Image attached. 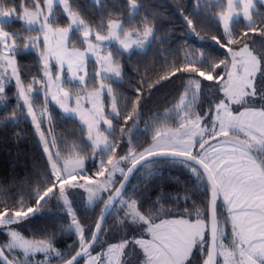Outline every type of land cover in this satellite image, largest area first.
<instances>
[{
    "label": "snow or ice",
    "instance_id": "6c2138e0",
    "mask_svg": "<svg viewBox=\"0 0 264 264\" xmlns=\"http://www.w3.org/2000/svg\"><path fill=\"white\" fill-rule=\"evenodd\" d=\"M154 7L149 0H0V101L13 87L16 99L0 125L30 121L43 153L33 161L40 173L35 188L19 199L0 198V264H57L53 257L59 264H264V42L259 52L249 43L252 36L264 37V0H195L193 11H181L188 33L203 39L201 31H210L227 54L222 58L203 47L172 52ZM141 11L136 27L126 29L125 19L134 20ZM125 13L124 19H113ZM16 24L18 29L9 30ZM153 45L160 50L152 68L132 76L124 58L146 54ZM28 56L32 66L21 63ZM125 79L133 90L127 94L118 87ZM169 85L178 99L163 115L145 120L150 140L138 143L132 132L151 111L146 95L154 97ZM209 94L210 103L203 99ZM57 117L71 120L77 135H57ZM21 140L17 133V147ZM168 167L190 174L183 183L168 177L182 183V193L166 192L163 181L150 184ZM137 172L145 182L129 191ZM16 184L15 175L0 181V194ZM23 184L30 188L32 181ZM78 197L88 208L104 201L94 227L82 217ZM53 201L68 223L45 226L37 235L31 226L45 219L40 213ZM112 210L116 231L125 232L118 243L103 239ZM65 232L76 237L68 245L75 252L70 259L56 246Z\"/></svg>",
    "mask_w": 264,
    "mask_h": 264
},
{
    "label": "trees",
    "instance_id": "16d2710c",
    "mask_svg": "<svg viewBox=\"0 0 264 264\" xmlns=\"http://www.w3.org/2000/svg\"><path fill=\"white\" fill-rule=\"evenodd\" d=\"M80 3H84V0H79ZM122 2L126 3V0H122ZM150 4L155 7L151 10L157 14V23L160 26L161 33H167L170 39L167 40L166 46L171 47V51L177 54H182L185 47L193 48V47H203V50L213 58L217 57L218 54L227 55L223 49H219L218 45H215V42L211 39L210 31H201V39L198 36L188 33V29L186 26V22L183 20L181 16L182 10H187L189 12L193 11L194 8V0H149ZM10 3V0H9ZM143 11L140 12L138 16L135 17L134 20L128 21L125 19V27L126 29H134L136 24L139 23L140 19L143 17ZM127 17V13L124 14V17L119 15L113 17V19H124ZM20 27L19 24L13 26L12 29L15 30ZM264 42V37L261 36H252V39L249 40L250 44H253L256 48L257 52L260 51L261 43ZM160 49L156 45H153L148 49L146 54L137 53L132 55L131 59L127 57L124 58L123 63L126 67V70L134 77H138L140 75L145 74V68L147 67L149 70L152 68L153 57L154 54L158 53ZM34 55V53L32 54ZM170 62V61H169ZM21 63L32 66V56H28L23 59ZM93 63V62H90ZM163 63L162 59L160 62L156 63L155 67L157 71L161 70L160 65ZM139 67V73L136 72V68ZM91 68V66H90ZM31 77L29 76V79ZM136 81L133 80L132 83ZM207 85V83L204 82ZM180 86V81L177 80L175 87ZM119 90L123 94H127L128 92L133 91L129 88V81L125 79V81L118 85ZM15 91L12 90L9 93L8 99L6 101H1L0 103V116L10 115L12 112L13 106L16 104L15 96L13 95ZM147 99H151L152 103L148 106L151 111L146 110L144 117L140 120L138 128L134 129L132 132V137L135 141L140 144H143L144 138L148 137L150 140V133L145 132V120L149 117L150 113L158 112L160 115L165 113V110L178 99V93L173 91V86L169 85L166 88H162L159 92L156 93L154 97H147ZM39 104H43V97L40 96L37 98ZM204 101L208 103L212 100V95H206ZM52 109L54 113H59L60 109L52 104ZM208 104H203V110L207 111ZM131 121H129L128 127H131ZM124 124L123 119L118 121V126L116 128V136L117 139H120V126ZM57 135L68 137H73L77 135V133L73 129V122L71 120H60L57 117V127H56ZM19 133L22 137V140L17 147L16 145V134ZM124 145L121 148L126 151V144L128 141V136H123ZM72 141L69 139L68 146L71 147ZM121 155H123V151L118 149ZM18 153L22 155L18 156ZM42 148L39 147L38 139L35 135V132L32 128L30 121L21 122L18 127H13L11 125L5 127L0 125V181L2 182H10L11 177L13 175L17 178L16 187H14L8 193L0 194V198H7L8 196H15L19 199L21 196H24L27 191H31L35 188V180L40 176V173L33 168V161L39 160V157L42 155ZM88 155L93 156L91 149H88ZM99 156L95 157V163H99ZM14 161H18V163L14 164ZM129 166V165H128ZM87 167L89 169L93 168V160L91 162L88 161ZM15 168V172L13 169ZM163 177H153L150 179V184H159L163 181L166 192H181L183 191L182 183L188 182L190 180V174L187 170H182L179 167H168L163 170ZM169 176H178L182 183L169 182ZM28 178L32 181L31 187L24 186L23 182ZM117 179H122V176H118ZM145 182V177L143 172H137L133 175L128 185V190L131 191L133 185L141 184ZM118 186V184L116 185ZM158 191V189H157ZM157 192L154 191L152 193V197L155 198ZM105 199L107 194H103ZM25 199L27 197L25 196ZM34 203V201H32ZM103 200H100L95 206L88 208L83 207L79 203L77 204L82 217L86 220V222L92 227L95 226L98 216L101 213V209L103 207ZM181 204H183V200H181ZM55 201L52 202V205H46L44 209L41 211L40 216L45 219L37 220L31 227L33 229H37V235H39V230L48 226L49 230L52 229L53 226L58 227L61 223L67 224V219H61L62 214L58 212L57 208L54 206ZM51 207V211L49 208ZM166 207H174L172 204L166 205ZM123 215V213H120ZM51 217H55V220H52ZM116 222V213L114 210L111 211V214L106 218L105 223V231L103 239H106L111 243H118L122 236L125 235L124 230L119 232L115 229ZM14 227H22V226H14ZM26 234L28 236L32 235V231L25 229ZM76 239L74 235L71 233L65 232L63 235L59 236L56 241V246L61 249L65 253L67 258H71V255H74L75 252H70L68 249V245L72 244V242ZM106 245V244H105ZM97 250H99V246H97ZM199 255V254H198ZM55 261V259H53ZM83 261V260H82ZM80 261V264L81 262ZM59 264V261L57 262Z\"/></svg>",
    "mask_w": 264,
    "mask_h": 264
},
{
    "label": "rangeland",
    "instance_id": "374dc122",
    "mask_svg": "<svg viewBox=\"0 0 264 264\" xmlns=\"http://www.w3.org/2000/svg\"><path fill=\"white\" fill-rule=\"evenodd\" d=\"M192 8H195V0H194V6H193ZM90 62H93V63H89V70H94V67H95V61H94V58H93ZM90 66H91V68H90ZM152 66H153V64H152ZM204 82L207 83V84H210V83H211V82H208V81H204ZM12 90L15 91V88L13 87ZM14 93H15V92H14ZM0 103H1V101H0ZM53 105H55V104L53 103ZM55 106H56V105H55ZM56 107H57V106H56ZM234 107H235V106H234ZM151 115H152V112L150 113L149 116H151ZM30 123H31V122H30ZM45 127H47V124H45ZM32 128H33V127H32ZM33 130H34V129H33ZM37 139H38V137H37ZM89 157H90L89 162H91V161H92L91 156H89ZM105 159H106V157H105ZM118 176H120V173H119V172H117V173L115 174V178L117 179ZM78 191H79V190H78ZM82 195H86V194H83V193H82ZM77 201H78V203H79V197L77 198ZM105 247H106V245H105ZM38 258H39V259H42V258H43L42 254H38ZM53 259H55V261L58 262V258L53 257ZM81 264H84V262L82 261Z\"/></svg>",
    "mask_w": 264,
    "mask_h": 264
},
{
    "label": "water",
    "instance_id": "95a60500",
    "mask_svg": "<svg viewBox=\"0 0 264 264\" xmlns=\"http://www.w3.org/2000/svg\"><path fill=\"white\" fill-rule=\"evenodd\" d=\"M129 166H130V165H129ZM134 174H135V173H134ZM134 174H133V175H134ZM133 175L130 177V180H131V178L133 177ZM122 179H123V177H122ZM122 179H121V180H122ZM117 187H119V184H118ZM100 214H101V213H100ZM108 216H109V214L106 216V218H107ZM99 219H100V215L98 216L97 220H99ZM69 259H70V258H69ZM81 261H82V260H81Z\"/></svg>",
    "mask_w": 264,
    "mask_h": 264
}]
</instances>
